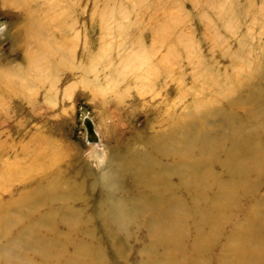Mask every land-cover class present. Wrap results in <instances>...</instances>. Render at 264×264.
<instances>
[{
  "label": "rangeland",
  "instance_id": "1",
  "mask_svg": "<svg viewBox=\"0 0 264 264\" xmlns=\"http://www.w3.org/2000/svg\"><path fill=\"white\" fill-rule=\"evenodd\" d=\"M263 49L264 0H0V165L13 167V172L0 171V227L13 235L19 230L9 221L21 216L17 199L39 184L37 171L22 181L34 162L36 136L63 153L62 161L47 167L43 176L60 169L77 172L73 178L82 181L80 191L92 203L104 180L117 182L107 171H119L114 164L118 147L128 142L131 150L146 148L167 104L176 114L184 110L183 122H188V106L212 79L222 92L231 79L252 80L258 68L262 72L255 75L261 79ZM161 63L169 74L144 90L149 78L141 83L135 75L151 69L160 75ZM249 86L226 99L213 90L203 96L225 104L256 85L249 81ZM85 117L97 142L86 139ZM253 127L264 132L256 123ZM257 138L264 149V133ZM217 160L213 171L220 173L225 168ZM119 181V187L109 190L130 187L125 174ZM209 184L206 196L211 198L215 184ZM257 190L255 200L264 192V170ZM23 202L32 207L35 200ZM142 231L127 242L126 264L134 262ZM96 235L103 247L98 253L103 259L96 262L123 263L102 240L99 227ZM2 237L4 243L8 237ZM224 240L218 238L212 251L218 253ZM18 246L9 250L11 256L19 251L32 255L34 248ZM46 247L63 251L57 242ZM73 248L71 244L68 252L74 253Z\"/></svg>",
  "mask_w": 264,
  "mask_h": 264
},
{
  "label": "bare ground",
  "instance_id": "2",
  "mask_svg": "<svg viewBox=\"0 0 264 264\" xmlns=\"http://www.w3.org/2000/svg\"><path fill=\"white\" fill-rule=\"evenodd\" d=\"M260 56L264 59V49ZM160 67V75L151 69L134 78L141 83L149 78L143 85L147 90L159 76L169 74L167 66L161 63ZM255 73L248 82L231 79L223 92L215 79L202 84L201 96L185 112L188 122H183L184 110L176 114L169 104L164 106L154 123L159 129L147 136L146 148L131 150L128 142L117 148L114 164L119 171H107L117 182L104 180L92 203L80 191L82 181L73 178L77 172L60 169L52 177L43 176L47 167L62 161L63 153L53 142L36 136L34 162L30 161V172L22 181L37 171L39 186L17 199L21 216L9 221L19 230L13 235L0 227V237H8L0 242V264H110L96 262L103 259L98 255L103 247L97 227L109 250L124 264L127 242L139 228L143 238L132 264H264V192L254 199L264 170V149L257 137L264 132L253 127L255 123L264 127V71L261 79ZM249 81L255 88L225 104L203 96L213 90L226 99L230 92L249 88ZM205 124L213 128H202ZM218 158L225 168L220 173L213 171ZM0 171L13 172V167L3 164ZM123 174L131 178L130 187L109 190L120 185ZM210 181L215 184L211 198L206 196ZM30 198L35 200L32 207L23 202ZM221 237L225 240L215 253L212 248ZM49 242L60 243L63 251L47 249ZM18 244L34 248L32 255L19 251L11 256L9 250ZM71 244L74 253L68 252Z\"/></svg>",
  "mask_w": 264,
  "mask_h": 264
},
{
  "label": "water",
  "instance_id": "3",
  "mask_svg": "<svg viewBox=\"0 0 264 264\" xmlns=\"http://www.w3.org/2000/svg\"><path fill=\"white\" fill-rule=\"evenodd\" d=\"M83 124L86 127V139L89 142H97L98 141V137L97 134L95 133L93 126H92V122L88 117H85L83 119Z\"/></svg>",
  "mask_w": 264,
  "mask_h": 264
}]
</instances>
